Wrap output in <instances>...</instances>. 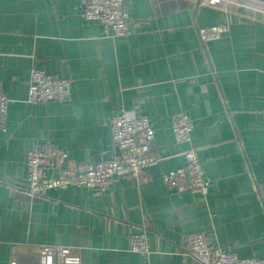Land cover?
<instances>
[{
  "label": "crops",
  "instance_id": "crops-1",
  "mask_svg": "<svg viewBox=\"0 0 264 264\" xmlns=\"http://www.w3.org/2000/svg\"><path fill=\"white\" fill-rule=\"evenodd\" d=\"M80 2L0 0V86L9 101L0 131V264H38L42 245L76 248L80 264H198L186 255L196 234L264 264V5L123 0L131 34L112 38L81 16ZM216 25L227 31L202 43L197 29ZM31 69L69 80L66 101L28 102ZM120 109L151 122L156 166L138 180L113 177L99 195L69 187L25 196L35 146L74 162L120 159L110 137ZM179 112L193 122L190 145L171 130ZM188 146L211 181L206 195L162 182L185 166ZM142 227L149 255L130 251Z\"/></svg>",
  "mask_w": 264,
  "mask_h": 264
},
{
  "label": "built area",
  "instance_id": "built-area-1",
  "mask_svg": "<svg viewBox=\"0 0 264 264\" xmlns=\"http://www.w3.org/2000/svg\"><path fill=\"white\" fill-rule=\"evenodd\" d=\"M199 1H205L213 7L221 2ZM80 12L85 20L97 21L108 37H126L131 34L129 16L123 0H81ZM226 31V25H216L198 28L197 34L200 41L206 43L219 39ZM69 88V80L31 69L27 101L64 102L68 98ZM8 102L0 86V131H5ZM192 127L193 122L185 112L173 116L171 130L177 141L190 145ZM110 137L113 148L121 152L120 159L112 158L95 163L74 162L68 161L52 146H35L30 149L26 159L28 176L25 196L33 199L45 196L50 190L69 187H85L94 195H99L108 189L113 177L138 180L144 170L157 165L158 159L151 151L154 131L146 117L132 118L124 109H120L110 122ZM183 156L186 160L185 166L163 174V184L177 193L196 191L206 195L211 181L202 170L197 150L188 146L183 151ZM45 170L54 171L56 176H45ZM146 237V228L142 227L131 237L130 251L149 255ZM37 251L38 264H80L76 248L42 245ZM186 255L198 264H263L255 258H238L231 251L210 243L203 234H196L189 239Z\"/></svg>",
  "mask_w": 264,
  "mask_h": 264
},
{
  "label": "trees",
  "instance_id": "trees-1",
  "mask_svg": "<svg viewBox=\"0 0 264 264\" xmlns=\"http://www.w3.org/2000/svg\"><path fill=\"white\" fill-rule=\"evenodd\" d=\"M247 1H250V2L255 3V4H259V5H264V3H261V2H258V1H253V0H247Z\"/></svg>",
  "mask_w": 264,
  "mask_h": 264
},
{
  "label": "water",
  "instance_id": "water-1",
  "mask_svg": "<svg viewBox=\"0 0 264 264\" xmlns=\"http://www.w3.org/2000/svg\"><path fill=\"white\" fill-rule=\"evenodd\" d=\"M254 1H258V2L264 3V0H254Z\"/></svg>",
  "mask_w": 264,
  "mask_h": 264
}]
</instances>
